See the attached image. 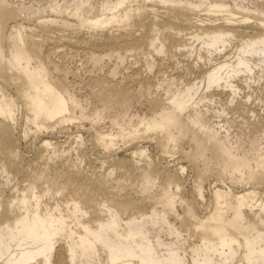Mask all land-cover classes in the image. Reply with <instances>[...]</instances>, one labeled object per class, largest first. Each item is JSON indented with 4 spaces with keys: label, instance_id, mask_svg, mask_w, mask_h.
Segmentation results:
<instances>
[{
    "label": "bare ground",
    "instance_id": "obj_1",
    "mask_svg": "<svg viewBox=\"0 0 264 264\" xmlns=\"http://www.w3.org/2000/svg\"><path fill=\"white\" fill-rule=\"evenodd\" d=\"M35 2L0 0V264H264V116H244L263 138L241 146L240 134L231 141L207 115L227 97L236 101L222 113L254 115L247 98L264 105V85L240 94L242 83H264V7ZM60 46L68 50L55 59ZM70 49L86 55L87 80H69L80 74L63 63ZM129 56L144 69L121 75ZM85 85L90 96L82 99ZM134 101L145 110H130ZM103 115L115 129L96 128ZM86 132L102 153L99 170L82 166ZM61 133L76 145L64 146ZM29 139L31 159L20 150ZM177 152L181 160L161 162ZM186 168L200 198L209 184L202 215L183 193ZM190 237L196 242L185 244Z\"/></svg>",
    "mask_w": 264,
    "mask_h": 264
},
{
    "label": "rangeland",
    "instance_id": "obj_2",
    "mask_svg": "<svg viewBox=\"0 0 264 264\" xmlns=\"http://www.w3.org/2000/svg\"><path fill=\"white\" fill-rule=\"evenodd\" d=\"M16 4H20V3H22V4H29L30 2H33V4H35L36 2H35V0H13ZM50 1V0H49ZM58 2V3H62L63 1H70V0H51V2ZM228 2H232V0H228ZM244 2H246V3H248L249 5H255L256 7H264V0H244ZM46 4H48V3H46ZM45 4V5H46ZM260 7V8H261ZM48 13H52V12H50V11H47ZM46 11H45V13H47ZM66 14V13H65ZM67 17H69V19H73L72 17H70V15H68L67 14ZM36 18L35 17H33V18H31V19H26L25 21L26 22H28V24H33V22L35 23L36 22V20H35ZM57 50H59L58 52H57V55H55L54 54V56H55V59H57V58H59V55L62 53V52H64L65 50H68V49H65V48H63V46L61 47L60 46V48L59 49H57ZM62 50V51H61ZM71 51H69V53L66 55V58L65 59H63V63H64V65H66V66H68V68H73V69H75L76 71H77V73L79 74L77 77H75V76H73L72 74H68V78H69V80H71V81H76V80H78V79H84V80H87L91 75H93V74H91L92 72H89V71H86V67H85V64H86V55H84V53L83 52H80L79 51V53H78V50H76V49H70ZM75 50V51H74ZM76 51H77V53H76ZM71 53V54H70ZM77 54H78V56H77ZM82 54V55H81ZM162 55V54H161ZM71 56V57H70ZM77 56V57H76ZM75 58V59H74ZM81 58V59H80ZM84 59H85V61H84ZM107 60V59H106ZM130 60H131V67H124L123 69L125 70H122V74L121 73H119V74H117L118 76H120V74L121 75H124L125 73H131L132 72V70L133 69H137V68H140L141 67V69H144V66L141 64V62H135V60H134V58L132 57V56H129V58H128V62H130ZM65 61V62H64ZM68 61V62H67ZM80 61V62H79ZM70 62V63H69ZM84 62V63H83ZM67 63V64H66ZM110 63V62H109ZM69 64V65H68ZM81 65H82V67H81ZM141 65V66H140ZM171 65V64H170ZM72 66V67H71ZM77 68V69H76ZM83 68V69H82ZM105 66L99 71V72H102L103 73V70L105 71ZM84 72H83V71ZM124 71V72H123ZM88 72V73H87ZM148 76H150L151 78H153V79H156V78H154L153 77V73L152 72H149V74L147 73V72H145ZM144 73V74H145ZM152 75V76H151ZM129 83V86H131V87H137L138 85H137V82L135 83V81H130V82H128ZM164 83H165V81H164ZM176 84H178L179 85V81L177 80L176 81ZM134 85V86H133ZM264 85V83L263 82H259L258 84L257 83H254V84H252L251 85V87H247L246 85H245V83H242V85L240 86V91H241V95L242 94H244V93H249V92H251V90L254 88V87H260V86H263ZM90 89H89V87L87 86V85H85V86H82V87H80V89H79V91L77 92V94H78V96L80 97V98H82V99H85V98H87V97H89L90 96ZM230 98L229 97H227V98H223V100L221 99V101H216V102H213L212 104H211V107H210V110H208L207 111V115H208V117H210V119L215 123V125L216 126H219V125H221V124H223L224 125V127H221V129H223V130H226L225 131V133L227 132L228 133V135H229V138H230V140L231 141H233L234 140V138H235V136L236 135H238V134H240L241 136H240V140H239V144L241 145V146H248V145H250L251 143H254V144H256V142H258L259 141V139H261V138H263V137H259L258 136V134H259V132L257 131V130H255V129H253L251 126H248V127H246L247 126V124H245V121H244V116L246 117L248 114H249V118H251L250 119V121H254L255 120V118L257 119V117H260V116H262V117H260V118H263V116H264V105H262V103L260 102V103H258L259 101H257V99H253V98H247V99H245L246 101H247V104L248 105H250V106H252L253 108H254V110H255V114L254 115H252L253 113L252 112H250V111H248L247 113L246 112H243V114L245 113V115H243V117H242V112H240V111H238L239 112V114H238V112L237 111H232V110H228V109H225L224 110V112L222 113V111H220V109H221V107L222 106H225V102H227L228 104L230 103V104H233L236 100H232V101H230L229 100ZM244 100V96H241L240 98H238V100ZM253 99V100H252ZM252 101V102H251ZM139 102V101H138ZM138 102H135L134 101V103L131 105V107H130V110H145V105L144 104H142V103H138ZM249 102V103H248ZM251 103H252V105H251ZM255 103V104H254ZM89 107H91L90 106V104H88V106H87V108H89ZM90 109V108H89ZM112 112L113 111H115L116 110V108L114 107V108H111L110 109ZM246 119V118H245ZM252 119H254V120H252ZM244 122V123H243ZM84 125L86 126V128H89V123L88 122H84ZM244 125V126H243ZM84 126V127H85ZM95 126H96V128H98V129H103V130H105V129H110V128H112V129H115L116 128V125L114 124V123H112L111 122V120H110V118H109V116H107V115H103V117L98 121V122H96V124H95ZM241 126H243V127H241ZM240 128H244V130H242L243 132H241V133H239V129ZM68 130V132H69V134L72 136V134L73 133H76L75 131H76V127H75V125H71V127L69 126L68 128H67ZM223 130H221L222 132H223ZM90 131V130H89ZM61 134H63L61 137H60V139H64L65 138V136H67L68 137V141L69 142H63L62 144L64 145V146H67V144L69 145V143L70 144H72L73 146H75L76 144L75 143H73L72 142V139H70V135L68 134V133H61ZM67 134V135H66ZM87 134V135H86ZM69 135V136H68ZM84 138V139H83ZM28 139V138H27ZM89 139V140H88ZM28 141V142H27ZM71 141V142H70ZM84 141V144L82 143V145H81V148L80 149H83V150H86V153H87V159L82 163V166L83 167H86V166H88V164H89V161H90V163H91V165H94V167H97L96 169H98L100 166V164H99V162H98V157L99 156H101L102 155V153L98 150V149H95V148H90V132L88 133V132H86V133H82V142ZM28 143V144H27ZM121 143V141H119V143L118 144H120ZM32 144H34V142H31V140L29 139V140H26V143L25 144H23V145H21V147H20V150L21 151H23V153H24V155H26V158H34L33 156H35V144L34 145H32ZM25 146V147H24ZM123 146V145H122ZM122 146L121 147H119L120 149L122 148ZM82 147H84V148H82ZM95 149V150H94ZM148 150H147V152H148V155H150V158H152L153 157V159L154 160H157V156H156V149H155V147L153 146V147H151V145L150 146H148V148H147ZM155 149V150H154ZM93 150V151H92ZM89 151V152H88ZM96 153H97V155H96ZM101 153V154H100ZM123 152L122 151H119L118 152V156L119 157H121V156H124L123 154H122ZM152 154V155H151ZM167 154V155H166ZM95 155V156H94ZM96 156H98L97 158H96ZM180 156V157H179ZM181 157H182V154L181 153H174V154H169V153H165V155L163 154V156H162V160H161V162L163 163H166V161H170L171 163L172 162H174V160L176 161V160H181ZM89 158V159H88ZM178 158H180V159H178ZM163 159H164V161H163ZM169 159V160H168ZM171 159V160H170ZM184 158H182V160H183ZM166 160V161H165ZM97 161V162H96ZM94 162V163H93ZM97 163V164H96ZM87 164V165H86ZM99 164V165H98ZM100 169V168H99ZM98 169V170H99ZM188 170V171H187ZM185 176H186V181L183 183V186H182V190H184L183 191V193H184V195L186 196V198H188V199H190L193 203H195V205H196V209H197V212H198V214L199 215H202L203 213H205V211H206V209H207V207H208V205H210V195H209V191H208V182H206V183H204V186H203V190H204V197L203 198H200L197 194H195L193 191H192V188H191V184H190V182H191V178H187V177H191L192 176V174H193V172L191 171L190 172V169L189 168H186V170H185V172L183 173ZM189 174H190V176H189ZM185 176H184V178H185ZM211 178H213V176L212 175H210L209 176V179L207 180V181H209ZM190 181H189V180ZM189 182V183H188ZM11 183H15V184H17L18 186H23L26 182L21 178V177H12V179H11ZM229 183H224V182H219V185H221V186H223V185H228ZM237 188L236 189H240V187L239 186H236ZM239 187V188H238ZM172 188H174V187H172ZM263 188H264V186H263ZM207 189V191H205ZM48 197H50V194L49 195H47L46 196V198H48ZM207 206V207H206ZM179 207V206H178ZM178 211L180 212L181 211V209H180V207L178 208ZM184 234V236L186 235V233H183ZM163 237H166V238H168V236L167 235H162ZM193 239V240H192ZM189 242H196V238L195 237H190V239L187 241V242H185V244H188ZM90 264H92V263H90Z\"/></svg>",
    "mask_w": 264,
    "mask_h": 264
}]
</instances>
